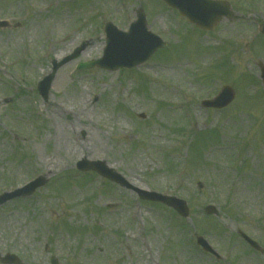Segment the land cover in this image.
Masks as SVG:
<instances>
[{
  "label": "rangeland",
  "instance_id": "rangeland-1",
  "mask_svg": "<svg viewBox=\"0 0 264 264\" xmlns=\"http://www.w3.org/2000/svg\"><path fill=\"white\" fill-rule=\"evenodd\" d=\"M227 1L246 19L202 32L157 0H0V21L13 24L0 30V194L37 176L48 180L30 198L0 206V256L15 254L20 264L52 257L264 264V253L237 235L264 249V91L256 66L264 40L253 41L249 22L264 20V0ZM137 9L166 49L131 70L77 71L102 56L104 24L126 31ZM81 44L44 102L37 83ZM223 85L234 88L233 103L203 109L200 101ZM82 159L106 163L135 188L184 200L188 219L78 172ZM209 205L215 216L205 214ZM194 235L220 259L196 248Z\"/></svg>",
  "mask_w": 264,
  "mask_h": 264
},
{
  "label": "water",
  "instance_id": "water-1",
  "mask_svg": "<svg viewBox=\"0 0 264 264\" xmlns=\"http://www.w3.org/2000/svg\"><path fill=\"white\" fill-rule=\"evenodd\" d=\"M168 6L178 10L179 14L186 18L190 23L203 30H212L217 22L221 21L224 17H229L230 12L228 5L220 1L212 0H162ZM137 20L132 23L128 29V32H120L116 30L111 24L106 25V47L103 52L101 59L92 61L79 66V69H91L98 67L101 69H106L108 71L117 70L119 68H133L142 63L152 56V54L158 50L165 47V44L156 36L151 34L147 27L145 16L142 10L137 11ZM84 46L75 50L74 54L66 58L59 65H55L53 73L48 76L39 86L41 95L47 97V91L49 89L50 83L54 77V73L60 65L68 62L72 58L76 57L82 50ZM262 81L264 85V71L262 75ZM233 98V92L227 88L221 94V96L216 99L217 105H226ZM80 170H94L101 176L108 178L109 180L123 186L130 188L126 181L118 174L114 173L111 169H108L104 163L93 162L87 163L85 160L77 164ZM46 184L45 178H39L35 182L29 184L25 188L18 190L14 194L4 195L0 198V202L18 197V196H30L35 189L43 187ZM138 195L146 200H152L161 202L174 208L182 217H187L188 212L185 203L182 201L175 200L173 198L162 197L156 194H150L148 192L136 190ZM207 213H214L213 208L208 207L206 209ZM241 237L253 248L259 250L258 246L249 240L245 235L241 234ZM198 242L202 244L205 249L209 250L206 243L200 239ZM5 264H17L18 260L12 255L5 256L4 259L0 260Z\"/></svg>",
  "mask_w": 264,
  "mask_h": 264
},
{
  "label": "bare ground",
  "instance_id": "bare-ground-1",
  "mask_svg": "<svg viewBox=\"0 0 264 264\" xmlns=\"http://www.w3.org/2000/svg\"><path fill=\"white\" fill-rule=\"evenodd\" d=\"M55 114H56V112H55ZM56 140H57V143H59V144H57L56 148H60L62 146V143H61L60 139L57 138Z\"/></svg>",
  "mask_w": 264,
  "mask_h": 264
}]
</instances>
